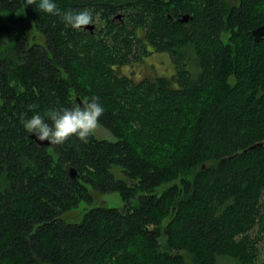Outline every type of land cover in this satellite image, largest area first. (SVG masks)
Masks as SVG:
<instances>
[{"label":"trees","instance_id":"trees-1","mask_svg":"<svg viewBox=\"0 0 264 264\" xmlns=\"http://www.w3.org/2000/svg\"><path fill=\"white\" fill-rule=\"evenodd\" d=\"M55 2L95 28L0 0V264H264V0ZM153 54L169 77L122 72ZM93 96L112 140L42 146L24 128ZM89 187L124 209L65 221Z\"/></svg>","mask_w":264,"mask_h":264},{"label":"clouds","instance_id":"clouds-1","mask_svg":"<svg viewBox=\"0 0 264 264\" xmlns=\"http://www.w3.org/2000/svg\"><path fill=\"white\" fill-rule=\"evenodd\" d=\"M26 3L33 5L37 3V0H26ZM37 6L46 14L61 17L63 22L73 29H85L94 22L91 11H62L55 0H39ZM36 107V105H30V109ZM103 113L104 108L99 98L93 96L91 102L78 103L71 109L49 110L47 117L52 122L51 126L44 117L35 114L24 122V128L29 133H34L37 140L48 141L50 145H62L73 136L86 141L100 126L98 121Z\"/></svg>","mask_w":264,"mask_h":264},{"label":"rangeland","instance_id":"rangeland-1","mask_svg":"<svg viewBox=\"0 0 264 264\" xmlns=\"http://www.w3.org/2000/svg\"><path fill=\"white\" fill-rule=\"evenodd\" d=\"M231 1L234 2L235 0ZM6 22L7 16L0 15V24ZM28 39H30L28 40L29 44L36 43L39 45H44V38L35 30H32L28 33ZM225 39L226 37H224V40ZM5 40L6 39L4 36H0V45L4 44ZM173 70L174 67L170 60V57L167 54H153L147 59L139 63H134L132 66L123 69L122 72L130 76L135 82H138L145 78L154 79L158 76L169 77L173 73ZM93 134L98 139L112 140V136L100 126ZM112 171L117 176V178H124V176L118 169H113ZM167 186L168 185L160 188L159 192L163 191ZM89 192L93 197L92 205H87L85 202H81L78 207L66 213V215L64 216L65 221L70 223H78L81 220L84 212L95 206L117 208L120 210L124 209V203L122 202L121 197L118 193L98 194L94 192L90 187ZM171 214L173 215V212H171ZM258 248L260 249L261 254L260 259H264V236L261 243L258 245Z\"/></svg>","mask_w":264,"mask_h":264},{"label":"water","instance_id":"water-1","mask_svg":"<svg viewBox=\"0 0 264 264\" xmlns=\"http://www.w3.org/2000/svg\"><path fill=\"white\" fill-rule=\"evenodd\" d=\"M179 21H181L179 19ZM182 21L186 22L187 21V18L186 17H183L182 18ZM95 28L94 25H89V26H86L85 29H87L88 31L92 32V30ZM251 35L254 37V40L255 41H258L260 38H262L264 36V24L255 28L252 32H251ZM80 103V102H79ZM32 138L39 144V145H42V146H49L50 143L48 141H39L37 140L36 138V135H33ZM262 146V144H255L251 147H249V149H247L245 152H248L249 150H252V149H256L258 147ZM69 176L72 178V179H75V172L73 170H69Z\"/></svg>","mask_w":264,"mask_h":264}]
</instances>
